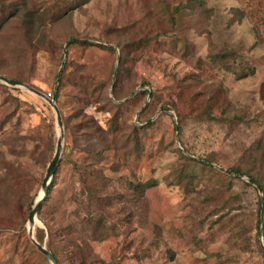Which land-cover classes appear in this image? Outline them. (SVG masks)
Segmentation results:
<instances>
[{
    "label": "rangeland",
    "instance_id": "374dc122",
    "mask_svg": "<svg viewBox=\"0 0 264 264\" xmlns=\"http://www.w3.org/2000/svg\"><path fill=\"white\" fill-rule=\"evenodd\" d=\"M37 1L41 15L35 23L40 29L33 42L46 34L53 52L41 47L29 56L15 50L13 58L20 62L15 64L27 80L24 83L44 94L54 93L63 69L68 74L79 67L93 80H105L113 100L111 81L121 48L115 39L133 38L140 43L145 35L151 38L138 50H130L127 61H132L136 74L133 81L146 80L147 85L131 88L127 79L119 91L123 98L114 101L121 104L120 128L136 126L139 154L123 157L119 148L108 144L112 137L103 132L74 138L63 127L61 151L67 148L68 160L82 162L101 152L99 166L124 196L122 204L126 205L121 210L119 202L116 209L101 210L96 202L88 207L78 180L69 165L63 164L54 197L59 206L56 220L64 228L76 223L71 233L80 245L86 242L85 264H264V205L262 217L258 216V200L263 194L249 185L246 177L231 178L226 171L242 158L264 127V0H207L205 23L199 19L194 25L173 28L163 0H89L71 10V23L63 25L43 24V12L50 10L53 0ZM165 1L170 7L177 4V0ZM1 30L5 37L20 35L13 27ZM184 40L190 44L189 51ZM57 44L60 47L55 48ZM224 50L234 56H210ZM3 64L9 68L15 65L8 58ZM70 77L62 80L58 100H54L62 124L64 118L68 124L78 118L73 116L78 102L69 94L74 90ZM6 86L4 92L0 89V150L37 178V183H23L34 203L42 193L51 156L42 152L44 143L35 160L30 152L10 153L11 145L18 149L16 141L21 139L31 151L32 140L51 139L56 146L55 113L45 98L23 86ZM143 89L148 92L140 93ZM153 92L157 95L154 99ZM211 95L208 103L200 102ZM165 100L172 101L173 106L163 111L161 103ZM99 106L94 104L83 111L104 130L111 114ZM202 106L211 107L199 115L200 119L194 113ZM178 114L183 115L180 122ZM176 149L197 160L206 156L213 160L209 165H190L198 182L195 191L187 195L172 174L181 162ZM48 157L47 165L41 166ZM112 165L119 167L114 170ZM149 179L155 184L137 200L131 199L134 194L126 188V181ZM87 212L106 214L101 240L85 232V227L80 230L79 220H84ZM258 218L262 220L261 230L257 229ZM6 222L14 223V219L6 218ZM28 227L27 221L24 231L18 227L0 231V264H51L36 257L31 249ZM37 227H43L38 217L33 233Z\"/></svg>",
    "mask_w": 264,
    "mask_h": 264
},
{
    "label": "trees",
    "instance_id": "16d2710c",
    "mask_svg": "<svg viewBox=\"0 0 264 264\" xmlns=\"http://www.w3.org/2000/svg\"><path fill=\"white\" fill-rule=\"evenodd\" d=\"M165 7L168 10L169 20L171 22V27L176 26H187L194 25V21L200 19L202 23H205V14L208 13V10L205 9V4L207 0H177V4L170 7L169 3L163 0ZM89 2V0H53L52 6L49 11H44L46 13L43 18V24H47V21L50 24H60L71 23V10L81 7L83 4ZM234 12L238 13L236 9H233ZM40 5L35 2V0H0V76H4L8 79L26 82V78L17 70L15 63H20L18 58H13L16 52L23 51L27 52L29 56L33 55L39 48H44L47 51L53 52L51 47L50 38L42 31V39H38L36 42H33L35 33L40 29L39 26H36L35 19L41 15ZM237 15V14H235ZM20 17L18 22L15 21L16 17ZM196 21V22H198ZM40 20V24H41ZM13 27L20 32L18 37H6L1 33V28L3 27ZM166 34L167 32H163ZM71 37V38H70ZM68 38L75 39V37L70 36ZM151 38L149 35H145L143 39H140V43L130 38L129 40L121 41L117 38L115 41L121 47L118 66L114 70V78L111 81L112 87V96L113 100L110 99L107 91L105 80H93L86 73L80 71L79 67L74 68L70 73L64 74V69L57 80V86L53 93V99L57 102L60 86L63 83L64 78H68V75H71L69 78L71 84L74 87V90L69 94L78 102V105L73 109V116H77V121H74L72 124H68L65 118L63 119V127L65 131H68L72 137H79V135L85 134L87 136H99L100 133H104L107 136H111L112 139L108 141V144L113 145L115 148L121 150V155L139 154L141 149L140 140L138 139V134L136 126L131 128L125 127L120 128V105L117 102L123 98L119 91L121 89V83L127 79L131 82L130 87L134 88L136 84H139L142 88L147 85V81L138 82L135 79L133 72L132 61L128 64L127 61L130 59L128 52L130 50H138L142 44H147ZM185 43L186 50L189 51L190 44ZM8 44V48L5 45ZM16 45L17 47H13ZM60 47V44H57L55 48ZM41 48V49H42ZM109 51L113 52L114 48L112 46L106 47ZM3 55V56H2ZM218 55V57H228L234 56L232 51L224 50L222 52L218 51L212 53L210 56L213 57ZM28 57V55H27ZM10 60L12 68L5 66L3 61ZM62 60V59H61ZM60 60V61H61ZM214 61V58L212 59ZM16 66V67H15ZM226 66V65H225ZM230 65H227L229 67ZM231 69V67H230ZM0 89L4 92L8 87L4 84H0ZM131 94V91H129ZM127 92L124 95H127ZM147 90H141L140 93L146 94ZM105 96V97H104ZM156 93H151V98H155ZM211 95L207 99H201L200 102L205 103L209 102V99H212ZM172 101L165 100L161 103V108L163 111L171 109L173 106ZM97 104L100 109L105 112H109L111 115L108 119L106 128L102 130L98 124L94 122L93 117L84 113L87 107ZM197 106V104H195ZM212 106V105H211ZM209 106L208 108H210ZM16 107V103L14 108ZM203 107V106H202ZM207 107H203L198 110L196 113L198 118L201 113L206 112ZM195 112V111H194ZM192 113V112H191ZM183 118V115L178 114V122ZM151 121L146 124V126L151 125ZM174 129L179 132L180 127L176 126ZM117 134V135H116ZM116 135V137H114ZM18 149H13L12 154L17 156L18 152L29 153L32 155L33 159H37V153L40 151L41 144L44 143L45 148L43 153L45 155L53 157L55 151V145L52 140H42L40 142L32 140L33 143L31 151L25 146V143L21 139H17ZM22 145V149L20 148ZM110 148V147H109ZM28 149V150H27ZM22 150V151H19ZM116 150V149H115ZM179 152V158L181 162L175 166L172 171V174L178 180V184L182 187L184 194H190L195 191V186L198 182L196 175L191 172V164L199 162L205 165L213 163L211 156L203 157L201 160L190 157L188 154H184L176 149ZM187 150V149H186ZM48 158H44L41 162V166L48 162ZM67 148L61 151L60 158L57 161L54 173L49 184L48 192L39 207L37 214L38 219L43 223V227H37L34 232V237L40 243H44L46 237V242L44 245L47 250L53 254L59 264H74L75 260L77 264H85L86 261V242L80 245V243L75 240L74 233H71L76 223L67 225L65 228L57 223L58 216V202L54 198L55 193L58 190V185L60 183V178L63 171V164L67 163L72 172V175L78 180L81 188L80 193L82 197L86 198L88 207H91L92 203L98 204L101 210H106L108 207H113L116 209L120 203V207L125 209L126 205L122 204L124 196L120 194L116 188L111 184V178H109L99 166L100 161L103 159L101 152L92 153L89 156V159L82 162H77L74 160H68ZM40 163V162H38ZM119 165H112L114 170L117 169ZM227 173L231 178H242L246 177L248 179L247 183L249 185L255 186L259 192L263 194L262 198H259V214L263 213L264 205V127L258 137L250 144V146L244 151L242 158H240L236 163L231 167L226 169ZM25 182H38L35 175L30 171L24 169L20 161H11L6 155L0 150V231L6 229H17L21 228L23 231L26 229L25 224L28 221V214L32 207L33 196H29L28 191H25L23 183ZM155 180H146L133 182L130 180L126 181V188L131 190L134 194L131 199L137 200L138 197L142 196L146 189L153 186ZM21 197L25 198L26 201L21 200ZM117 200V202H116ZM263 200V203H262ZM25 202V208H23V203ZM6 212L8 214H6ZM88 216L84 220H79L81 222V229L84 228V231L90 234L96 240H101L105 234L106 226L104 220L106 219V214L99 212L98 214H91L87 212ZM6 218L10 221L14 219V223H7ZM262 220L258 218L257 220V229L261 230ZM70 230V231H68ZM79 230V231H80ZM70 234V235H68ZM31 249L35 253L36 257L40 256L43 260L48 262V259L41 254L34 245H31ZM264 256V250H262ZM92 262V261H91ZM91 262L89 264H91Z\"/></svg>",
    "mask_w": 264,
    "mask_h": 264
},
{
    "label": "water",
    "instance_id": "95a60500",
    "mask_svg": "<svg viewBox=\"0 0 264 264\" xmlns=\"http://www.w3.org/2000/svg\"><path fill=\"white\" fill-rule=\"evenodd\" d=\"M0 83L6 84V85H10L13 87H19V86H23L26 89H28L29 91L43 97L46 99V101L49 103V105L52 107L54 113H55V120H56V125L58 128V134H57V140H56V146H55V151L53 154L52 159L50 160V162L47 165L46 168V172L41 184V188H42V193L41 195L37 198V200L34 202V204L32 205L29 214H28V236L30 241L32 242V244L37 248V250L43 254L51 264H59L58 261L56 260V258L53 256V254H51L46 246L40 242H38L36 240V238L34 237V233H33V229H34V224L35 221L37 219V214L39 211V207L41 205V203L43 202V200L45 199L47 192H48V188H49V184L51 182L53 173H54V168L55 165L57 163V161L60 158V153H61V148H62V141H63V124H62V119H61V112L60 109L58 107V105L56 104V102L54 101V99L52 98H46L45 94L42 93L41 91H39L38 89L32 87L31 85L24 83V82H19V81H15V80H11L8 79L4 76H0ZM112 88V87H111ZM112 93V90L110 92V94ZM263 203V200H262Z\"/></svg>",
    "mask_w": 264,
    "mask_h": 264
},
{
    "label": "built area",
    "instance_id": "2783aa9c",
    "mask_svg": "<svg viewBox=\"0 0 264 264\" xmlns=\"http://www.w3.org/2000/svg\"><path fill=\"white\" fill-rule=\"evenodd\" d=\"M52 96H53V93L50 92V91H48L47 93H45V97L46 98H52Z\"/></svg>",
    "mask_w": 264,
    "mask_h": 264
},
{
    "label": "clouds",
    "instance_id": "9594fccd",
    "mask_svg": "<svg viewBox=\"0 0 264 264\" xmlns=\"http://www.w3.org/2000/svg\"><path fill=\"white\" fill-rule=\"evenodd\" d=\"M53 99V98H52Z\"/></svg>",
    "mask_w": 264,
    "mask_h": 264
}]
</instances>
